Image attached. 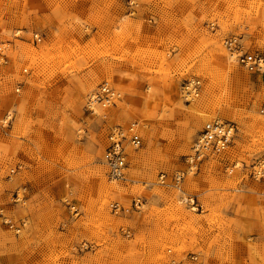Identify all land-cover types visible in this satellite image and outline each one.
Wrapping results in <instances>:
<instances>
[{"label": "rangeland", "instance_id": "obj_1", "mask_svg": "<svg viewBox=\"0 0 264 264\" xmlns=\"http://www.w3.org/2000/svg\"><path fill=\"white\" fill-rule=\"evenodd\" d=\"M231 35L264 54V0H0V264H264V79ZM102 83L120 98L87 109ZM212 120L235 136L189 170ZM133 122L112 180L107 135ZM177 172L182 193L159 184Z\"/></svg>", "mask_w": 264, "mask_h": 264}, {"label": "built area", "instance_id": "obj_2", "mask_svg": "<svg viewBox=\"0 0 264 264\" xmlns=\"http://www.w3.org/2000/svg\"><path fill=\"white\" fill-rule=\"evenodd\" d=\"M213 27V25H210ZM36 42H39L37 35H34ZM223 47L228 54L234 58L236 65L244 72L250 75H256L264 79V54L258 51H248L243 46V40L240 36L231 35L225 37L222 41ZM199 81L190 79L182 83L181 95L182 98L195 96L199 89ZM196 97V96H195ZM120 98V95L106 83L100 84L95 88L91 95L87 99V109L92 110L91 106H98L100 108H106L114 104L116 100ZM186 101V100H185ZM93 111V110H92ZM261 113L264 115V105L261 109ZM136 123L130 124L126 129L119 126H115L107 135L108 145L105 150V163L108 168V176L112 180H123L124 172L127 168V154L126 146H130L133 149H137L140 146V140L137 137ZM235 136V127L229 122H212L205 125L192 148V155L187 159L189 164V170L194 168L200 161L208 157H213L224 152L226 147L229 146L232 139ZM256 175L262 177L264 171H256ZM184 173L177 172L172 175L170 182H166V175L161 174L159 176V184L161 186H170L179 193H182L180 185ZM181 201L184 204L192 206V209H197L193 198L188 196L181 197ZM133 206L139 207V201H135ZM113 212L117 214L120 211V206L117 204L112 205ZM189 260L193 264H201L197 260L196 255H190ZM169 264H178L173 261Z\"/></svg>", "mask_w": 264, "mask_h": 264}, {"label": "bare ground", "instance_id": "obj_3", "mask_svg": "<svg viewBox=\"0 0 264 264\" xmlns=\"http://www.w3.org/2000/svg\"><path fill=\"white\" fill-rule=\"evenodd\" d=\"M229 55V54H228ZM229 59L231 60L230 61V63L232 62L233 64H235L236 65V63H235V61H234V58L233 57H231L230 55H229ZM237 66V65H236ZM195 80H198V79H195ZM199 81V80H198ZM200 82V81H199ZM200 89H201V84L199 83V89H198V91H197V94L194 96H190V97H187V98H185V100L187 101V103L188 102H190V101H193L195 98H197L198 97V95H199V92H200ZM94 106H91V108H93ZM191 110L193 111V112H198V105H195V106H193V107H191ZM203 119H205V117H202ZM220 122L219 120H212L211 122H209V123H212V122ZM134 123V122H133ZM133 123H130V124H133ZM209 123H206L205 125H207V124H209ZM204 125V126H205ZM203 126V127H204ZM135 128H136V131H138V125L136 124L135 125ZM259 171H261L260 169H259Z\"/></svg>", "mask_w": 264, "mask_h": 264}]
</instances>
